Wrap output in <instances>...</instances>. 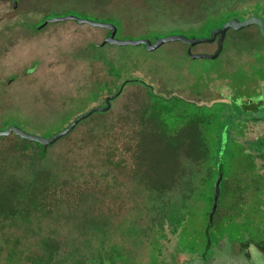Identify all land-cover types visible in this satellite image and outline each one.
Returning <instances> with one entry per match:
<instances>
[{
  "label": "rangeland",
  "instance_id": "rangeland-1",
  "mask_svg": "<svg viewBox=\"0 0 264 264\" xmlns=\"http://www.w3.org/2000/svg\"><path fill=\"white\" fill-rule=\"evenodd\" d=\"M250 5L264 11V0H0V131L16 125L51 137L79 115L105 106V97L124 80L143 81L128 82L109 111L82 120L43 154L33 141L0 136V264H10L8 254L41 253L51 245L57 246L54 264L63 257L64 264H91L110 248L140 254L145 264L148 238L162 233L161 259L169 260L179 240L208 257L226 235L256 231L253 219L260 200H241L242 184L254 187L248 174L242 175L251 168V157L233 139L218 145L223 123L207 122L210 108L199 102L210 103L213 87L224 84L237 94H256V83L264 78V38L257 25L229 30L215 59L191 58L181 41L154 51L103 43L108 29L72 20L38 29L50 18L74 15L116 20L120 39L154 41L153 33L174 31L200 38L210 17L224 8L237 12ZM215 49L216 44H201L192 53ZM156 101L177 103L172 116L179 129L190 120L187 133L195 147L197 128L201 130L206 160L200 153L196 159L183 153L176 161L163 160L169 147L152 141L156 136L147 114ZM142 141L152 144L147 148ZM143 149L151 150L150 158H142ZM149 163L173 182L170 189L159 193L150 188L149 178L143 177ZM205 163L223 173L213 219L220 173L204 185L210 172ZM187 212L191 218L185 220L181 238L170 216Z\"/></svg>",
  "mask_w": 264,
  "mask_h": 264
},
{
  "label": "flooded vegetation",
  "instance_id": "flooded-vegetation-1",
  "mask_svg": "<svg viewBox=\"0 0 264 264\" xmlns=\"http://www.w3.org/2000/svg\"><path fill=\"white\" fill-rule=\"evenodd\" d=\"M226 37L227 34L225 38ZM217 41L218 36L213 42L203 44H216L217 49ZM187 46L188 54L189 50H191L192 52V48L197 45ZM130 81L142 80L126 79L122 82V84L125 86ZM213 88L216 90V92H214V96H209L210 98H212L208 100L210 101V103H203L204 101L199 103L202 105L206 104L208 108H210L211 114H209L205 118L207 122L211 120L214 123L215 120L218 119L219 123H223L222 130L220 132V139L217 140L218 145L224 147V143L226 144V141L228 139H233L237 142H240L246 148L245 153H247V155L251 157V168H244L243 170L245 171V173L243 171L242 175L248 174L247 177L251 178V184L254 187L252 189H245L243 187L245 184L243 183L241 187L242 189H244L245 196H243L241 200L244 202L250 201L251 199L255 202L254 198H258L260 200L258 202L259 205L257 206L258 211H256L257 216H255L253 219L256 221L258 226L255 232H246L243 237L234 236L233 238H230L226 235L224 239H222L221 244L216 245L217 249L215 250L214 254L208 257H206V251L202 255H197L194 247L190 248V253H186V251L182 252L184 256L179 252V255L181 254L182 256L181 262H179L181 264H264V78H260L257 81L256 94L253 96L235 93L234 89L230 87V84H224L221 87L215 86ZM215 104L217 105L215 106V108H213ZM191 115H189V117ZM186 123L188 125L187 121ZM187 125L184 124V127ZM210 168L214 170V168L209 167V171ZM220 174L223 178V173ZM214 214L212 216V219L214 217ZM242 214L244 213L242 212ZM211 224L212 223H210V225ZM180 232L181 229H179V235ZM252 233L257 235L258 237H252ZM237 244H240V251H238V254L236 255L238 257L236 263H232V255L230 253L233 251H237ZM180 248L181 247L178 246L175 252L180 251ZM209 248L210 244H208V249Z\"/></svg>",
  "mask_w": 264,
  "mask_h": 264
},
{
  "label": "trees",
  "instance_id": "trees-1",
  "mask_svg": "<svg viewBox=\"0 0 264 264\" xmlns=\"http://www.w3.org/2000/svg\"><path fill=\"white\" fill-rule=\"evenodd\" d=\"M226 9L228 8H224V10H222V13L219 14L216 18H209L207 20L206 23V34H204V36L209 35V33L214 29V28H218L223 26L224 23H226L227 21H229L231 18L233 17H238L239 19H245V18H249L252 15L256 14L261 16L262 18H264V11H257L255 9V7H253L252 5H250L247 8H244L242 11L238 10L237 12L235 11H230V12H226ZM236 10V8H234ZM257 12V13H255ZM241 15V16H237V15ZM103 22H109L112 24H115L118 28L117 25V21L112 19V18H103L101 19ZM182 31H174V32H169V33H165V34H157V33H153L152 36L156 39L157 37L160 36H166V35H170V34H178ZM147 36H151L150 34H148ZM203 37V36H202ZM147 38V37H146ZM177 103L175 104H166V103H159L158 101H156L154 104H152L150 106V111L148 110L147 114L148 116L152 119L151 124L152 125V131L153 134L156 136L155 139H153L152 141L154 142V140H158L160 143L164 144L166 147H169V151L168 153L162 154L161 156H164L163 160H172V161H176L178 159V155H182L183 153L185 155H187L188 157H190L191 159L196 158L197 153H200L201 156V160H206L208 157V149L207 147L204 146V144L201 143V130L199 128H197L198 132L196 133V135H198L199 139L198 142H195L194 145V141L192 140L190 134H188V129L190 128V120H188V125L187 126H183L180 129L177 128L178 125V118H173L172 114L174 111V106H176ZM174 105V106H173ZM184 119V118H183ZM204 120V118H203ZM191 122H195L194 120ZM199 127V126H197ZM182 129L185 130L187 129L185 132L182 133ZM196 137V136H195ZM191 140V141H190ZM151 141V144H152ZM143 142V141H142ZM40 150V154L44 153V148L42 147V145L40 143L35 142ZM143 144L147 145V148H149V146L151 144L149 143H144ZM41 145V146H40ZM141 156L142 158H150L151 157V150L148 149H143L142 151L140 150ZM154 154V153H152ZM219 154V153H218ZM149 155L150 157H147ZM137 156V155H136ZM139 157V156H138ZM218 157V155L216 156ZM181 165V162L179 163ZM207 164V168L212 167L209 163H205ZM160 166V165H159ZM214 167V166H213ZM159 167L156 164H150L149 163V171L146 172L145 175H143L144 179L145 178H149L150 180V188L156 190L157 192H165L168 189H170L171 187V183L170 181H167V179L165 178V176L161 175L160 173ZM176 170V171H175ZM174 172H176V174H178V170L177 168H175ZM165 171V170H164ZM222 173L221 169L218 170L217 172H215V170L210 168V172L209 175L207 177V179H205L204 181V185L205 183H207L211 178H215L217 176V174ZM190 212L181 216H177V215H171L170 216V221L172 222V224L174 225V228L177 230L182 229V227L184 226L185 220L187 218H191ZM163 234V233H162ZM159 234L158 236H154L153 238H148L150 239L149 241V246L151 248V250H149L148 254H149V258L148 260L145 262V264H181V254L182 252L186 253H190V248H192L193 246H190L189 244H181V240L179 246L181 247L180 251L178 252H172L168 255L169 260H164V258H160L158 255L159 250H161L163 247L162 243H160V238L159 236L162 235ZM182 232H180V236L181 238H183V236H181ZM162 237H164V235H162ZM161 244V247H160ZM57 246H53L51 245L48 249L45 248L44 246V250L41 253H34L28 252V254H26L27 252H22L19 254H8V261L10 262V264L12 263H16L14 261L17 260L18 262H20L21 264H54V257L56 255V252L54 251V248H56ZM77 251L71 252V260L75 259L74 258V253L76 255ZM179 252L181 253L179 255ZM102 254V253H101ZM136 254V253H135ZM126 254V252H124L122 249L121 251L118 249H113L110 248L108 251L104 250V253L98 257V258H94L91 260V264H144L142 263L143 256L140 254ZM26 255V256H25ZM184 256V254H182ZM186 256V255H185ZM64 260H62L61 264H64L63 262L66 260L65 257H63ZM180 261V262H179ZM65 263H68V261H65ZM75 263V262H74Z\"/></svg>",
  "mask_w": 264,
  "mask_h": 264
},
{
  "label": "water",
  "instance_id": "water-1",
  "mask_svg": "<svg viewBox=\"0 0 264 264\" xmlns=\"http://www.w3.org/2000/svg\"><path fill=\"white\" fill-rule=\"evenodd\" d=\"M76 21L80 24H87L94 27H100V28H106L109 30V34L105 41L103 43H110V44H116L118 46H144L148 51H154L158 49L160 46L164 45L165 43L173 42V41H181L189 46H195L198 44L203 43H210L213 42L217 36H218V46L214 53H192L191 50H189L188 54L191 58H210L215 59L217 58L220 53L223 50L224 47V39L227 34V32L232 29L235 31L242 30L246 27L257 25L261 35L264 38V18L253 15L249 18H245L240 20L237 17L231 18L229 21L223 24V26L214 28L209 36L204 37H187L183 34H170L162 37H157L152 41L149 38H140V39H120L117 37L118 28L115 24L109 23V22H98L86 18H80L74 15H65L61 17H53L48 20H46L44 23L40 24L38 26V29L43 28L48 23H57L61 21ZM124 85L120 87V89L115 92L114 94H110L105 97V106H96L89 111L79 115L71 124H69L64 129L60 130L59 132L55 133L51 137H45L37 134L30 133L24 129H22L19 126H11L8 129L1 130L0 136H9V135H18L22 138H25L29 141L37 142L42 145L44 149H46L49 145H52L56 143L59 139L69 134L71 131L74 130V128L84 119L90 117L96 112H106L111 109L112 106V100H114L117 96L121 94L123 91ZM222 179V175L220 174L215 182V189H214V198H213V207L211 211V218L217 208L218 205V199L220 195V182Z\"/></svg>",
  "mask_w": 264,
  "mask_h": 264
},
{
  "label": "crops",
  "instance_id": "crops-1",
  "mask_svg": "<svg viewBox=\"0 0 264 264\" xmlns=\"http://www.w3.org/2000/svg\"><path fill=\"white\" fill-rule=\"evenodd\" d=\"M236 250L237 251H233V252L230 253L232 255V257H231V262L232 263H236V261H237L238 257L236 255L238 254V251H240V244H237ZM227 252H229V251H227Z\"/></svg>",
  "mask_w": 264,
  "mask_h": 264
}]
</instances>
